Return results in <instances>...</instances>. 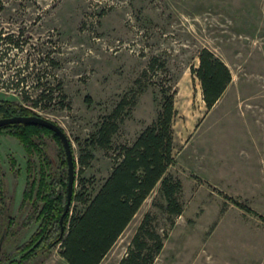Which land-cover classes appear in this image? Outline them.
<instances>
[{
    "label": "rangeland",
    "instance_id": "1",
    "mask_svg": "<svg viewBox=\"0 0 264 264\" xmlns=\"http://www.w3.org/2000/svg\"><path fill=\"white\" fill-rule=\"evenodd\" d=\"M202 49L233 75L210 111L191 72ZM165 90L176 92L168 174L182 182L183 213L165 212L158 185L102 264H119L148 214L164 239L154 264H264V0H0V100L63 129L77 162L76 193L92 198L115 166V151L91 143L104 118L124 97L135 104L112 141L114 150L131 145L156 119ZM45 141L54 176L62 148ZM86 153L93 157L83 167ZM28 159L17 138L0 135L1 198L13 221L0 264H16L40 226H27L36 206L22 207ZM84 209L72 205V213ZM60 252H38L24 264H67Z\"/></svg>",
    "mask_w": 264,
    "mask_h": 264
},
{
    "label": "trees",
    "instance_id": "2",
    "mask_svg": "<svg viewBox=\"0 0 264 264\" xmlns=\"http://www.w3.org/2000/svg\"><path fill=\"white\" fill-rule=\"evenodd\" d=\"M8 40L14 46L19 45L13 37H8ZM20 47L17 46L18 49ZM198 59V67L193 66L191 72L199 81L203 101L210 111L219 103L233 82V75L229 67L209 49H202ZM50 62L53 66L56 65L54 60ZM154 65L155 62H151L150 69L153 70ZM47 85L44 84L40 88L44 89L42 93L46 91L44 87ZM58 89H61L60 84ZM167 91L163 93V103L156 119L131 145H120L114 150L112 143L113 137L119 132L123 123L124 113H130L126 107L132 109L135 105L126 97L122 98L113 112L100 123L96 133L91 137L92 146L106 152L115 151L117 153L114 159L115 166L92 198H86L84 192L76 193L74 185L71 207L64 218L63 237H60V219L67 203L68 163L60 139L53 131L41 126L14 124L0 128V135L12 136L19 140L29 157L28 179L22 207L33 203L37 209V212L35 211L37 217L30 218L27 226L33 222H40L38 232L30 243L18 250L22 257L16 264L30 261L38 252L51 253L57 246H60V255L67 264H102L158 185L161 186L166 202L165 212L170 217L182 215L183 204L180 201L183 192L182 182L168 174L169 169L176 163L173 123L177 117V110L176 92L167 95ZM59 97L63 102L67 100L62 94ZM86 102L90 103L91 100L86 98ZM38 107V104L33 106V108ZM65 107L70 109L71 106L67 104ZM30 116L39 115L26 106L0 100V120ZM46 138H53L62 148L63 158L60 166L54 167L57 170L54 176L47 174V171L53 168V164L46 150ZM70 144L73 150L71 141ZM35 156L39 157L41 166L38 180L34 176ZM92 157L90 153L83 154L79 162L86 167ZM74 167L76 183L75 156ZM2 177L3 173L0 169V238L3 234L6 237L10 235L13 222L8 216L9 208L1 198ZM75 202L85 206L83 212L72 213V205ZM41 203L43 206L39 208ZM151 221L150 214L144 217L126 256L119 264L155 263L164 248V239L151 226Z\"/></svg>",
    "mask_w": 264,
    "mask_h": 264
},
{
    "label": "water",
    "instance_id": "3",
    "mask_svg": "<svg viewBox=\"0 0 264 264\" xmlns=\"http://www.w3.org/2000/svg\"><path fill=\"white\" fill-rule=\"evenodd\" d=\"M14 124H25L29 126H41L44 128H47L51 131H53L58 138L60 139V142L63 146L65 155H66V160L68 163V185H67V203L65 206V210L63 215L61 216L60 219V225H61V236L63 237L64 234V218L66 214L69 212L71 203H72V198H73V193H74V185H75V167H74V154L73 150L71 148L70 140L67 136V134L61 129L60 126L57 124L39 117V116H30V117H13V118H7V119H2L0 120V128L5 127L8 125H14ZM5 234H3L1 240H0V255L3 249V241H4Z\"/></svg>",
    "mask_w": 264,
    "mask_h": 264
}]
</instances>
